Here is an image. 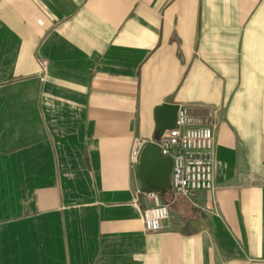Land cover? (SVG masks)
<instances>
[{"label": "crops", "instance_id": "0c3cea01", "mask_svg": "<svg viewBox=\"0 0 264 264\" xmlns=\"http://www.w3.org/2000/svg\"><path fill=\"white\" fill-rule=\"evenodd\" d=\"M165 102L212 128L214 188L146 232ZM0 264H264V0H0Z\"/></svg>", "mask_w": 264, "mask_h": 264}, {"label": "built area", "instance_id": "2783aa9c", "mask_svg": "<svg viewBox=\"0 0 264 264\" xmlns=\"http://www.w3.org/2000/svg\"><path fill=\"white\" fill-rule=\"evenodd\" d=\"M40 67L44 62L40 61ZM161 155L171 156L170 172L171 189L187 199H191L194 191H211L213 184L212 154L214 148L212 128L195 121L185 107H178L176 125L166 130L157 140ZM141 142H137L132 154H138ZM153 201V206L143 210V226L146 232H154L161 228V221L167 216V205L155 191L144 192Z\"/></svg>", "mask_w": 264, "mask_h": 264}, {"label": "water", "instance_id": "95a60500", "mask_svg": "<svg viewBox=\"0 0 264 264\" xmlns=\"http://www.w3.org/2000/svg\"><path fill=\"white\" fill-rule=\"evenodd\" d=\"M178 107L167 102L154 107V140L141 143L136 156L135 178L141 192L156 191L162 196L171 191L172 158L161 155L157 140L164 131L175 127Z\"/></svg>", "mask_w": 264, "mask_h": 264}, {"label": "rangeland", "instance_id": "374dc122", "mask_svg": "<svg viewBox=\"0 0 264 264\" xmlns=\"http://www.w3.org/2000/svg\"><path fill=\"white\" fill-rule=\"evenodd\" d=\"M40 61H43L45 66L42 68V67H40V65H39V67H40V69H44V68L46 67V61H44V60H40V59H39V60H38V64L40 63ZM171 191H172V190H171ZM196 209L198 210V212L201 211L200 206H198Z\"/></svg>", "mask_w": 264, "mask_h": 264}]
</instances>
